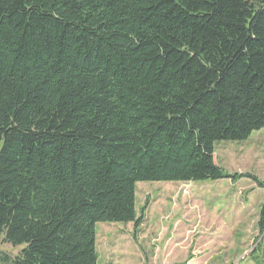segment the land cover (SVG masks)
Here are the masks:
<instances>
[{"label": "trees", "instance_id": "1", "mask_svg": "<svg viewBox=\"0 0 264 264\" xmlns=\"http://www.w3.org/2000/svg\"><path fill=\"white\" fill-rule=\"evenodd\" d=\"M261 129L264 0H0V264H97L139 182L263 186L214 158Z\"/></svg>", "mask_w": 264, "mask_h": 264}, {"label": "rangeland", "instance_id": "2", "mask_svg": "<svg viewBox=\"0 0 264 264\" xmlns=\"http://www.w3.org/2000/svg\"><path fill=\"white\" fill-rule=\"evenodd\" d=\"M214 150L228 173L251 175L263 186L253 178L139 182L142 224L135 230L132 223H97V264H253L248 255L264 203V129L246 141L216 142ZM7 245L0 239V247Z\"/></svg>", "mask_w": 264, "mask_h": 264}, {"label": "clouds", "instance_id": "3", "mask_svg": "<svg viewBox=\"0 0 264 264\" xmlns=\"http://www.w3.org/2000/svg\"><path fill=\"white\" fill-rule=\"evenodd\" d=\"M4 235H5V233L0 232V239H3ZM26 247H27L26 243H21V244L15 245V246L9 244L5 247H0V252H8L11 255V257L13 259H15L19 255L21 250L26 248Z\"/></svg>", "mask_w": 264, "mask_h": 264}]
</instances>
